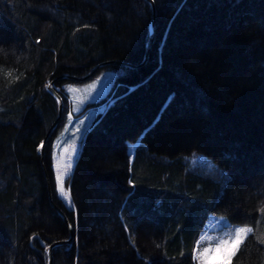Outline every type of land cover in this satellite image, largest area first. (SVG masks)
I'll return each instance as SVG.
<instances>
[{
	"label": "trees",
	"instance_id": "obj_1",
	"mask_svg": "<svg viewBox=\"0 0 264 264\" xmlns=\"http://www.w3.org/2000/svg\"><path fill=\"white\" fill-rule=\"evenodd\" d=\"M0 0V264H193L209 216L255 235L232 264H264V0ZM87 25V27H85ZM113 72L68 180L50 146L63 77ZM7 72H12L11 77ZM19 76L17 80L16 77ZM91 78V79H92ZM44 151L40 146L58 118ZM202 157L198 164L192 159ZM212 168L214 178L199 167ZM134 185V187H133ZM254 218V219H253Z\"/></svg>",
	"mask_w": 264,
	"mask_h": 264
},
{
	"label": "rangeland",
	"instance_id": "obj_2",
	"mask_svg": "<svg viewBox=\"0 0 264 264\" xmlns=\"http://www.w3.org/2000/svg\"><path fill=\"white\" fill-rule=\"evenodd\" d=\"M113 72L111 71H103L102 74H100L97 77H94L84 83H78L75 85H71V87L79 89V91L76 92H69L68 87H66V94H67V100L65 101L67 113H65L62 127L60 128L59 132L57 133L56 137L54 138L53 142L50 146V166L53 173V190L55 191V194L58 199L64 204V206L68 210H72V205L70 206L68 202L63 199L57 190L56 185V168L55 164L52 159L53 151L57 152L58 159L55 163H59L62 166V161L65 156L64 149H69V152L67 155L71 156V149L69 148L70 145H72L73 140H76V147L77 151L74 156H72L73 159V166L75 164V161L78 157V154L81 149V143L84 138V133L86 132V129L90 127V124L94 118V115L97 111L101 110L102 107H97L93 109H86L89 105L93 103H97L98 101H101L105 95L107 94L108 90L110 89L111 83H112V77ZM95 83L96 87L95 89L89 90L88 92H85L84 89L87 88L88 85H91ZM85 97H87L85 99ZM71 111L73 114V119L69 121L68 119V112ZM82 122V123H81ZM68 128V131L65 132V128ZM79 128L80 131L77 133L76 129ZM59 143V148L54 149L53 146ZM202 157L192 159V162H196L198 164H206L205 162H202ZM73 168V167H72ZM200 171H208L210 174L215 178L216 177V171L212 168L206 169L204 167L198 168ZM72 173V171H71ZM70 178V177H69ZM66 180V190H69L68 187V180ZM50 188V184H49ZM230 227H233V225L229 224L224 218L221 219V217H217L215 215L209 216L207 225H206V233H205V240L202 241L203 247L213 246L219 238L224 236V233L229 230Z\"/></svg>",
	"mask_w": 264,
	"mask_h": 264
},
{
	"label": "snow or ice",
	"instance_id": "obj_3",
	"mask_svg": "<svg viewBox=\"0 0 264 264\" xmlns=\"http://www.w3.org/2000/svg\"><path fill=\"white\" fill-rule=\"evenodd\" d=\"M87 27V25H85ZM3 41V36L0 34V42ZM7 76L11 77L13 75L12 72H7ZM19 79V76L16 77ZM47 87H51V85H47ZM96 84L93 83L88 85L87 88L84 89L85 92L89 90L95 89ZM69 92H76L79 89L69 87ZM87 97H85L86 99ZM68 119L71 121L73 119V114L71 111L68 112ZM82 123V122H81ZM68 131V128H65V132ZM80 131L79 128L76 129L78 133ZM43 146V145H41ZM54 149L59 148V143L53 146ZM71 149V156L67 155L69 149H64L65 156L62 161V166L59 163H55L58 159V155L56 151H53L52 159L56 168V185L57 190L59 191L61 197L65 199L68 204L71 206V194L70 190H66V180L70 177L72 167H73V159L72 156L75 155L77 151L76 140L74 139L72 145L69 146ZM134 187V185H133ZM259 214L261 217V221L264 222V205L259 208ZM223 219V218H221ZM254 219V218H253ZM252 220L244 219L239 222L237 226L230 227L227 232L224 233V236L219 238L218 241L213 246L203 247L202 241L205 240V236L201 235L197 241H195L191 259L193 264H232V259L236 255V253L240 250V247L248 241L250 234L255 235V230L252 226H250ZM259 243L264 244V236L259 238Z\"/></svg>",
	"mask_w": 264,
	"mask_h": 264
},
{
	"label": "water",
	"instance_id": "obj_4",
	"mask_svg": "<svg viewBox=\"0 0 264 264\" xmlns=\"http://www.w3.org/2000/svg\"><path fill=\"white\" fill-rule=\"evenodd\" d=\"M150 3L152 9H153V17H152V20H151V25H150V36L148 38V43H147V47H146V52H145V56H144V61L147 59V55L149 53V51L151 50L152 48V42H153V36H154V22H155V10H154V6H153V2L152 0H146ZM115 65H122V66H126L125 64L123 63H120V62H105V63H102V64H99L98 66L94 67L93 70L85 77H81V78H77V77H63L64 79H69L75 83H84L86 82L91 76H93L95 74V72L101 68H104V67H108V66H115ZM53 84L54 82H52L50 85L51 87H48V92L51 94V96L53 98L56 99L57 103H58V106H59V114H58V118L57 120L54 122V124L51 126V128L49 129L45 139L43 140L42 144L43 146H40V157H41V162H42V171H43V174H44V177H45V181L47 183V187H48V190H50L49 188V179H48V176H47V173H46V170L44 168V165H43V160H44V151H45V148H46V145L48 143V140H49V137L52 133V131L55 129V126L58 124L59 122V119H60V115H61V110H62V100L61 98L59 97V95L57 94V92L53 89ZM52 207L57 211V213L64 219V222L66 223L67 225V228H68V231H69V237L67 240L65 241H61V242H55L53 244H51L48 248H47V255H48V264H51V261H52V250L55 248V247H58V246H61V245H69L71 242H72V239H73V231L69 225V223L66 221L65 219V216L64 214L57 208L55 207V205L52 204Z\"/></svg>",
	"mask_w": 264,
	"mask_h": 264
},
{
	"label": "bare ground",
	"instance_id": "obj_5",
	"mask_svg": "<svg viewBox=\"0 0 264 264\" xmlns=\"http://www.w3.org/2000/svg\"><path fill=\"white\" fill-rule=\"evenodd\" d=\"M86 76H87V75H86ZM93 76H94V75H93ZM93 76H91L88 80H90ZM88 80H87V81H88Z\"/></svg>",
	"mask_w": 264,
	"mask_h": 264
}]
</instances>
